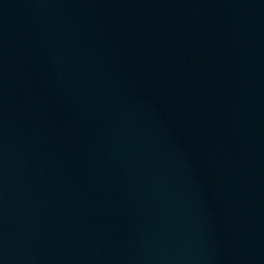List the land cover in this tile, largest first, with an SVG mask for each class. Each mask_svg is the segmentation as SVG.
Listing matches in <instances>:
<instances>
[{
  "label": "water",
  "instance_id": "1",
  "mask_svg": "<svg viewBox=\"0 0 264 264\" xmlns=\"http://www.w3.org/2000/svg\"><path fill=\"white\" fill-rule=\"evenodd\" d=\"M0 264H264V0H0Z\"/></svg>",
  "mask_w": 264,
  "mask_h": 264
}]
</instances>
